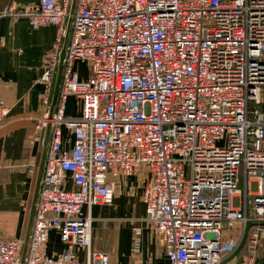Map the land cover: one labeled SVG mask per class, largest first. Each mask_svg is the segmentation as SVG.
Returning a JSON list of instances; mask_svg holds the SVG:
<instances>
[{"label": "built area", "instance_id": "built-area-1", "mask_svg": "<svg viewBox=\"0 0 264 264\" xmlns=\"http://www.w3.org/2000/svg\"><path fill=\"white\" fill-rule=\"evenodd\" d=\"M70 4L11 3L0 13L28 17L33 28L57 27L44 56V109L34 138L43 140L47 124L52 133L23 264H82L78 248L87 264H111L108 251L91 249V209L111 205L117 180L137 173L146 178L147 219L169 264H260L264 0H77L74 10ZM68 20L71 39L50 118ZM77 61L90 63L86 78ZM70 96L81 102L79 116L67 114ZM9 111L0 97V123ZM28 171L34 174L36 163ZM51 230L65 248L46 255ZM22 248V237L0 232V264H20Z\"/></svg>", "mask_w": 264, "mask_h": 264}, {"label": "crops", "instance_id": "crops-1", "mask_svg": "<svg viewBox=\"0 0 264 264\" xmlns=\"http://www.w3.org/2000/svg\"><path fill=\"white\" fill-rule=\"evenodd\" d=\"M38 2L0 0V13L11 3L22 8ZM76 6L77 0H71L70 10ZM67 30L61 52L71 39L69 20ZM56 37L57 27L54 25L33 28L28 17L15 20L11 16L0 15V97L10 108L0 123V163L3 165L0 172V214L4 213V205L9 203L21 205L19 212L23 211V205L29 201L32 184L35 188L43 142L34 138L36 120L44 109V87L40 77L44 71V56L52 49ZM79 75L81 78L88 76L80 72ZM72 97L68 99V108ZM67 114L75 116L69 115V109ZM64 132L68 135L66 128ZM68 145H71V140ZM31 162L36 163L34 174L28 171ZM141 176L143 174L137 173L120 178L114 202L91 209L94 218L91 249L108 251L111 264H169L164 246L147 219L142 197L145 184H142ZM16 184L25 185L19 188ZM67 187H72L70 181ZM12 192L16 193L15 197L9 196ZM134 198H138L139 215L133 213ZM88 211L84 208V215ZM121 211L126 213L121 214ZM64 248L65 243L58 230H51L43 246L44 253L53 255ZM78 252L82 264H87L86 250L78 248ZM259 263L264 264V260Z\"/></svg>", "mask_w": 264, "mask_h": 264}, {"label": "rangeland", "instance_id": "rangeland-1", "mask_svg": "<svg viewBox=\"0 0 264 264\" xmlns=\"http://www.w3.org/2000/svg\"><path fill=\"white\" fill-rule=\"evenodd\" d=\"M78 71L81 75H89L91 73V66L90 63L87 61H79L76 64ZM80 100L78 97L74 96L71 99V102L69 103V115H75L79 116V113L81 111V105ZM2 175V174H1ZM0 175V177H1ZM36 178V177H35ZM34 178V179H35ZM142 184H146V178L145 176H141ZM9 185V184H6ZM25 184H16V186H19V188H22V186ZM33 184L32 189L29 191V201L27 205H23V211L19 212L21 205L18 204H5L4 207V213L0 214V232L4 233L5 235H22L25 234L26 225L28 221V215H29V209L31 205V200L33 197ZM16 193L12 192L9 196L15 197ZM133 213L136 215H139L140 207L138 205V198H134L133 200ZM122 204V203H121ZM9 210V211H8ZM22 210V209H21ZM121 214H124L126 212L121 211ZM246 247L245 244H240V246L237 248L236 252V260L238 262L243 261V256L246 254ZM235 252V253H236ZM258 260L262 262L264 260V247H262L258 252Z\"/></svg>", "mask_w": 264, "mask_h": 264}, {"label": "water", "instance_id": "water-1", "mask_svg": "<svg viewBox=\"0 0 264 264\" xmlns=\"http://www.w3.org/2000/svg\"><path fill=\"white\" fill-rule=\"evenodd\" d=\"M65 55H66V45L61 52L60 61L58 64V72H57L56 79H55L52 102H51V105L49 108V117L50 118H52L54 116V113L56 110L57 98H58V93H59L60 84H61L62 72H63V68H64ZM51 133H52V125L47 124L45 131H44V135H43L42 152H41L40 162L38 165L33 197H32L31 205H30V209H29L28 221H27V225H26L24 238H23V248H22V253H21L20 264H23V262H24L26 252H27V248H28V244H29V237L31 234L32 226H33L35 208H36L37 199H38V195H39L41 179H42L43 169H44V164H45V159H46V152H47V149L49 146Z\"/></svg>", "mask_w": 264, "mask_h": 264}, {"label": "trees", "instance_id": "trees-1", "mask_svg": "<svg viewBox=\"0 0 264 264\" xmlns=\"http://www.w3.org/2000/svg\"><path fill=\"white\" fill-rule=\"evenodd\" d=\"M1 171H2V170H1ZM254 227H255V223L253 222V220H251V221L249 222L248 235L250 234V232L253 230ZM1 233H2V232H1ZM2 234H3V236L6 237V238H14V237H16V235H5L4 233H2ZM248 235H247L246 240H245V242H244L245 247H246V244H247V238H248ZM21 237L24 238V233L21 235Z\"/></svg>", "mask_w": 264, "mask_h": 264}]
</instances>
